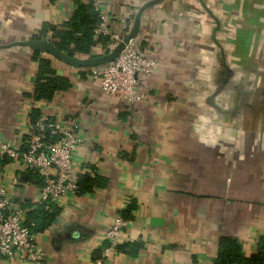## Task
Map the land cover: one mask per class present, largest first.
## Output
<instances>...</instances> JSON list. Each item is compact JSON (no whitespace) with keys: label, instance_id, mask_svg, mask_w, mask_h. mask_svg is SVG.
<instances>
[{"label":"crops","instance_id":"1","mask_svg":"<svg viewBox=\"0 0 264 264\" xmlns=\"http://www.w3.org/2000/svg\"><path fill=\"white\" fill-rule=\"evenodd\" d=\"M96 2L109 32L131 30L148 4L136 38L158 67L141 78L143 101L110 99L83 69L40 53L70 86L33 104L36 63L18 43L66 22L74 0H0V136L14 142L33 108L73 120L86 148L75 169L107 180L35 233L42 264H95L116 217L126 224L107 264H213L221 236L244 257L255 253L264 238V0ZM27 179L14 191L23 207L40 184Z\"/></svg>","mask_w":264,"mask_h":264},{"label":"built area","instance_id":"2","mask_svg":"<svg viewBox=\"0 0 264 264\" xmlns=\"http://www.w3.org/2000/svg\"><path fill=\"white\" fill-rule=\"evenodd\" d=\"M93 5L97 8L96 0H93ZM99 18L100 23L94 33L109 36L111 50L128 35L130 26L117 32H109L106 28V16L99 12ZM50 35L48 33L44 37L49 42ZM157 67L158 62L152 54L143 49L135 38L130 39L110 63L81 69L88 78L97 81L104 96L133 104L145 100L147 95L141 87V78L152 74ZM31 101L33 104L38 102L33 99ZM30 112L25 114L26 129L16 133L14 142L0 136L2 264H14L16 260L42 264L44 252L36 240V234L32 232L36 225L28 220L27 214L41 206L47 210L52 207L62 210L69 198L81 194L78 182L82 175L74 167L76 156L85 148L78 133L79 124L42 113L30 124ZM30 172L37 176L40 184L31 200V206L23 207L20 202H14L17 197L15 189L28 184ZM86 175L94 177L96 172L92 170L86 172ZM125 224L122 218L116 217L104 230L103 244L100 245L95 264H107L110 252L119 245L121 230Z\"/></svg>","mask_w":264,"mask_h":264},{"label":"trees","instance_id":"3","mask_svg":"<svg viewBox=\"0 0 264 264\" xmlns=\"http://www.w3.org/2000/svg\"><path fill=\"white\" fill-rule=\"evenodd\" d=\"M53 2L54 0H49ZM75 10L71 17L59 26L44 23L40 33L34 39H42L48 33L50 43L69 57L89 58L97 57L110 50L109 36L94 33L100 23L99 10L93 5V0H74ZM32 60L36 63V71L32 83V92L29 94L34 101L50 102L53 96L61 91H66L69 86L67 77L59 75L52 67L49 59L40 56L39 52H32ZM81 69V68H80ZM39 109L33 108L29 115V122L33 124L39 116ZM79 192L84 193L93 188H103L107 180L94 176L82 175L79 182ZM29 221L35 223L32 232L36 233L47 226L58 214V209L50 210L43 206L35 209ZM126 217V216H125ZM129 246H119L123 249ZM218 250L213 264H264V238L260 240L255 253L244 257L238 241L229 236L218 239ZM118 248V247H117ZM116 248V249H117Z\"/></svg>","mask_w":264,"mask_h":264},{"label":"water","instance_id":"4","mask_svg":"<svg viewBox=\"0 0 264 264\" xmlns=\"http://www.w3.org/2000/svg\"><path fill=\"white\" fill-rule=\"evenodd\" d=\"M148 4L144 5L136 14V19L134 22L133 27L129 31L128 35L120 42L117 46L112 48L107 53L97 56V57H89V58H76V57H69L62 51L58 50L53 44H51L46 38L42 39H28L18 44L26 46L32 52H39L43 54H47L52 58L58 60L59 62L71 66L73 68H91V67H98L103 66L111 61H113L120 50L124 47L126 43L130 39H135L137 37L139 23H140V15L144 8H146Z\"/></svg>","mask_w":264,"mask_h":264},{"label":"rangeland","instance_id":"5","mask_svg":"<svg viewBox=\"0 0 264 264\" xmlns=\"http://www.w3.org/2000/svg\"><path fill=\"white\" fill-rule=\"evenodd\" d=\"M85 58V57H84ZM88 58V57H87Z\"/></svg>","mask_w":264,"mask_h":264}]
</instances>
